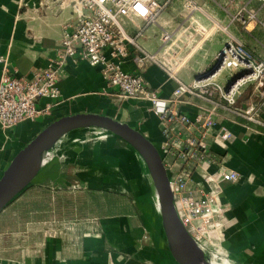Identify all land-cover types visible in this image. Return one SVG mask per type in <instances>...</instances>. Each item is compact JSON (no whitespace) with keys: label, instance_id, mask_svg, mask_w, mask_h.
Wrapping results in <instances>:
<instances>
[{"label":"crops","instance_id":"obj_1","mask_svg":"<svg viewBox=\"0 0 264 264\" xmlns=\"http://www.w3.org/2000/svg\"><path fill=\"white\" fill-rule=\"evenodd\" d=\"M168 0H158L161 4ZM184 0H170L149 25L138 44L154 53L160 47L162 29L181 26ZM198 22L214 31L202 42L178 72L186 85L201 81L215 57L228 43L240 44L264 60V4L257 0H190ZM245 5L256 10L257 22L246 28L234 21ZM70 6L59 0H0V80L4 75L30 80L56 59L64 30L76 23ZM134 35L135 25L123 22ZM126 73L136 66L127 60ZM238 73L240 72L237 71ZM236 72V73H237ZM243 73V71H241ZM241 73V74H242ZM221 74V73H220ZM225 91L241 74L228 80ZM143 76L161 100H170L177 88L157 66ZM58 96L36 102L40 115L9 131L0 129V180L14 157L51 124L67 118H106L142 134L159 152L168 176L178 172L177 154H164L172 139L195 137L209 150L213 165L239 174L237 184L223 188L221 200L230 205L222 248L232 264H264V88L246 84L234 106L216 94L184 96L170 110L194 122L200 112H210L215 125L205 134L197 124L163 130L149 102L124 99L104 82L100 68L68 58L57 84ZM257 110V122L240 114ZM109 131L81 126L65 133L56 144L63 151L41 167L27 186L0 212V264H178L167 246L150 183L136 150L112 135L90 147L74 144L71 136ZM225 131L230 137L216 138ZM112 139V140H109ZM110 144H107L108 142ZM63 142V145L60 143ZM60 145V146H59ZM35 171L26 172L25 181ZM193 181H199L196 172ZM150 233H146V221ZM152 230V231H151Z\"/></svg>","mask_w":264,"mask_h":264},{"label":"built area","instance_id":"obj_2","mask_svg":"<svg viewBox=\"0 0 264 264\" xmlns=\"http://www.w3.org/2000/svg\"><path fill=\"white\" fill-rule=\"evenodd\" d=\"M59 1L70 6L77 21L69 30H64L56 59L42 73L30 80L7 75L1 78L0 129L3 131H9L25 121H34L40 115L37 100L58 96L57 84L68 58L99 67L106 85L115 88L120 97L149 102L151 110L160 118L164 131L171 129V125H187L189 129L197 124L205 134L215 125L210 112H200L192 122L186 116L170 110V105L179 103L184 96L216 94L226 104L234 106L242 86L255 84L258 88H264V60H259L243 46L233 42H228L215 57V62L220 61V66L214 75L191 85L183 84L178 79V72L215 27L206 28L198 22L194 16L197 8L190 0H184L180 7L186 14L184 24L162 29L160 47L154 53L138 44V38L142 36L144 28L155 24L160 11L170 0L162 4L158 0ZM257 1L264 4V0ZM256 14L254 8L245 5L233 19L246 28L250 23L257 22ZM125 20L135 25L137 32L134 35L129 34L123 26ZM127 60L136 66L135 74L123 70L122 65ZM2 62L0 60V64ZM149 66H157L176 82L177 88L170 100H161L149 88L143 76ZM226 70H240L243 73L224 91L213 79ZM256 114V108L250 106L240 115L248 121L257 122ZM229 137L230 133L225 131L216 138V142H225ZM172 148L177 154L179 169L172 176L166 174L177 216L203 253L225 258L222 243L231 207L221 200V195L225 186L237 184L241 178L237 172L221 167L210 172L213 160L207 145L200 139L175 138L162 151L168 155ZM196 172L199 181L194 182Z\"/></svg>","mask_w":264,"mask_h":264},{"label":"water","instance_id":"obj_3","mask_svg":"<svg viewBox=\"0 0 264 264\" xmlns=\"http://www.w3.org/2000/svg\"><path fill=\"white\" fill-rule=\"evenodd\" d=\"M219 66L220 61L215 62L207 74L200 79H206L214 75ZM81 126L103 128L131 145L143 157L162 230L172 257L178 264H207L206 254L191 239L177 216L166 170L158 150L139 132L127 125L106 118L77 117L62 119L42 131L14 157L8 169L4 172L0 180V212L20 194L40 169H37L29 180L25 181L27 168L35 157L47 146L55 147L61 137L69 130Z\"/></svg>","mask_w":264,"mask_h":264},{"label":"rangeland","instance_id":"obj_4","mask_svg":"<svg viewBox=\"0 0 264 264\" xmlns=\"http://www.w3.org/2000/svg\"><path fill=\"white\" fill-rule=\"evenodd\" d=\"M242 72L240 71L239 73L237 72H233V71H229V70H226V71H222L221 74H220V77H219V82L221 85H223V87H226V84L228 83V80L231 79L233 76H236L237 74H241ZM106 133H100V131H94L91 135L89 136H84L80 133H73L71 138L74 142V144L78 145V144H81L82 146L85 147H90L91 143H97L99 142L100 140L101 141H105V140H108V138H112L111 136H106ZM109 140H112V139H109ZM107 144H110L109 141L106 142ZM60 145H63V142L60 143ZM59 145V146H60ZM50 147V146H49ZM54 151L55 150V155L56 156L55 158H61L62 156V152L61 151V148H57L56 146L54 148H52ZM53 156V157H54ZM52 157V158H53ZM153 201H154V198H153ZM155 202V201H154ZM156 208V207H155ZM144 220L146 221V223L144 224L145 226V236H146V233H150V223H148V221L144 218ZM152 231V230H151Z\"/></svg>","mask_w":264,"mask_h":264},{"label":"bare ground","instance_id":"obj_5","mask_svg":"<svg viewBox=\"0 0 264 264\" xmlns=\"http://www.w3.org/2000/svg\"><path fill=\"white\" fill-rule=\"evenodd\" d=\"M100 133L101 134L106 133V136L108 135V136L112 137V135L108 132L100 131ZM52 148H54V147L47 146L45 149H43V151L40 154H38L35 157V159L30 163V165L27 168V171L29 172V174L31 172L36 171L37 169L43 167L49 160L52 159V157L55 155V150L52 151L53 150ZM137 155L140 157L139 153H137ZM141 167L143 169L146 180L149 182V175H148V171H147V168L145 165V161L144 162L142 161ZM205 257L207 258V264H232L230 260L225 259V258H220V257L215 256L213 254H211L210 256L206 255Z\"/></svg>","mask_w":264,"mask_h":264}]
</instances>
